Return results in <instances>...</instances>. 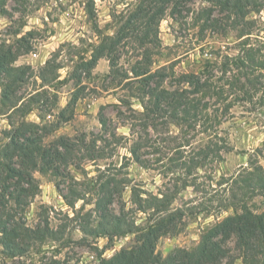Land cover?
<instances>
[{
    "label": "rangeland",
    "instance_id": "rangeland-1",
    "mask_svg": "<svg viewBox=\"0 0 264 264\" xmlns=\"http://www.w3.org/2000/svg\"><path fill=\"white\" fill-rule=\"evenodd\" d=\"M156 2L0 0V161L7 162V134L23 122L46 127L44 144L64 138L80 149L63 154L55 171L31 172L38 189L21 205L6 197L22 251L11 256L0 243V264H99L140 244L158 207L176 225L152 239L154 254L164 259L196 250L242 205L264 213L256 182L264 178V0H243L245 18L221 14L211 0H176L157 24L151 15L132 20L138 9L160 7ZM146 33L151 44L142 45ZM146 54L152 71L195 75L207 85L193 97L209 117L194 130L159 117L141 129L143 109L130 81ZM208 86L214 91L205 96ZM140 136L146 142L138 164L129 149ZM0 176L10 186L17 180L7 181L1 167ZM153 198L164 202L150 206ZM98 205L124 220L116 236L96 233L104 222ZM221 231L214 264H264L254 253L245 261L235 236Z\"/></svg>",
    "mask_w": 264,
    "mask_h": 264
},
{
    "label": "trees",
    "instance_id": "trees-1",
    "mask_svg": "<svg viewBox=\"0 0 264 264\" xmlns=\"http://www.w3.org/2000/svg\"><path fill=\"white\" fill-rule=\"evenodd\" d=\"M155 1H157L156 3H159L160 7H154L151 10L138 9L136 15L132 16V20L135 18L143 19L151 15V19H155V23L157 24L164 16L166 10L169 9V5H173V3L177 4V2H175L176 0ZM211 1L214 2V6L219 9L221 14L228 13L236 17L239 16L240 18H245L246 16L245 9L247 4H245L243 0ZM173 11H175V8ZM209 21L210 20L206 19L205 22L207 23ZM130 23L131 21L128 22L126 30H129V28L131 29ZM132 33L129 36L124 35L120 38L126 39L128 37L130 39ZM145 36L142 45L146 43L151 44L148 40V33H146ZM120 43L121 40L119 39L118 45ZM108 51V53H110V56H108L109 58L115 52V49L113 47ZM103 55L104 52H100L95 56L94 63L103 57ZM3 61L4 60L0 58V68H4ZM113 64L114 62H112L111 67L112 69H115L116 65ZM149 65L150 54H146L143 64L144 68L139 64L132 68L131 71L132 80L130 82L131 84L137 85V87L132 90L133 93H136L133 94V97L140 102L143 109L142 113L139 114L140 117L144 118L142 119L141 129L148 131V128L150 127L149 122L156 117L172 119L176 125L183 124L186 125V128L193 130L195 129V125L199 122L208 119L207 105L200 106L199 102L193 97L194 95L201 93L202 89L207 87L205 83L203 84L199 82L195 75H181L179 78H174V73L171 71V74H168L166 68L152 71L149 68ZM173 78L175 79V86L169 87L167 81L170 79L173 80ZM183 83L192 87L191 91L187 92L185 89L180 88V85ZM164 85H166L168 89L165 88ZM210 91L214 90H211L208 86V89H206L203 94L206 96ZM2 97L6 101L9 98L4 92ZM30 101L34 102V98H30ZM74 101H76V99L73 100V103ZM73 103L71 102L70 104H67L66 108L60 112V117L63 120L68 121L70 118L73 111L71 110V104ZM13 108L18 110L16 105L13 106ZM67 110H71V112L69 114L70 116L65 118L64 114ZM202 117L206 118L203 119ZM99 123L101 128L104 129L102 133H106V119L100 117ZM134 129L133 126L130 127V130L134 131ZM39 132H42V134H39ZM47 133L49 132L46 131V127L40 128L36 124H27L23 122L18 128H14L13 131L7 134L10 136V143L9 145L4 146L6 149H4L3 152L6 153L2 156L7 162L4 163L0 161V167L5 173H7V181L12 180L13 178H17V180H15L12 186L6 185L4 179L2 180V183H0V243H2L1 245L4 249L11 252V256L18 255L21 253L22 249L14 243V240L19 238V234L17 232L16 224L12 222L13 216H10L9 218L5 212L6 205L8 204L6 197H8V199L13 198L16 205H21L20 203H23L22 201L31 197L33 191L38 189V186L33 185L34 183L31 177V172L37 171L45 173L47 169H53L55 171V168H52L53 164L56 161L64 160L63 154L66 155L69 152L80 151V149L76 148L75 144H72L69 140L64 138H59L51 144H44V139L47 137ZM112 137H115L114 134ZM98 140L105 141L104 138L101 137L98 138ZM145 142V138L140 136L132 143L129 149L131 156L138 164H141L138 152L145 148ZM256 182L257 189L264 192V178L259 177ZM22 183L26 184L27 187H23L21 185ZM245 188L247 189V186ZM153 199L154 201H152L153 203L150 206H157V204H163L164 202L158 198ZM139 206L140 209L146 210V208H144L145 205L144 207L141 205ZM161 208L158 207L156 211L152 212V218H150V221H152L154 225L149 227L147 235L142 237V242L140 244L133 248L121 250L114 256L101 260L99 264H214L218 259L219 249L215 247L213 241L222 234L221 230L228 231L235 236L237 249L242 252L245 261H247L251 253H254L259 254L262 257L261 263H264V213L255 214L244 205L241 206L239 210L240 212L235 209L233 213L234 216L229 217L219 225L221 230L217 227L209 229L201 237L200 245L196 250L192 252L176 251L164 259L156 256L152 244L154 236L156 234L163 235L170 230L174 233L176 230V225H173L171 220L172 215L161 216L165 213V209L160 210ZM98 209L102 212L101 218L104 222L99 225L100 232L97 230L96 233H98V235L107 234L116 236L119 233V229L122 227L124 220L120 217H114L108 214L102 205H98ZM167 229L169 230L166 232ZM121 233H123V235L125 234V232Z\"/></svg>",
    "mask_w": 264,
    "mask_h": 264
}]
</instances>
